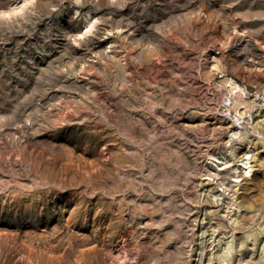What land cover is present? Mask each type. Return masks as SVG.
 Here are the masks:
<instances>
[{"label":"rangeland","instance_id":"374dc122","mask_svg":"<svg viewBox=\"0 0 264 264\" xmlns=\"http://www.w3.org/2000/svg\"><path fill=\"white\" fill-rule=\"evenodd\" d=\"M0 264H264V0H0Z\"/></svg>","mask_w":264,"mask_h":264},{"label":"bare ground","instance_id":"6f19581e","mask_svg":"<svg viewBox=\"0 0 264 264\" xmlns=\"http://www.w3.org/2000/svg\"><path fill=\"white\" fill-rule=\"evenodd\" d=\"M249 157H243V159H241L242 163L245 165V170L248 171L251 169V165H249Z\"/></svg>","mask_w":264,"mask_h":264}]
</instances>
